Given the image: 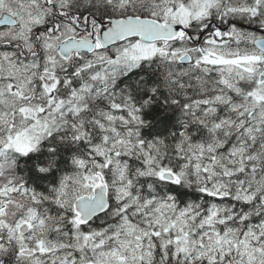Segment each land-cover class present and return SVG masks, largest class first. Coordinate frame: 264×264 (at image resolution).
<instances>
[{"label":"snow or ice","instance_id":"snow-or-ice-1","mask_svg":"<svg viewBox=\"0 0 264 264\" xmlns=\"http://www.w3.org/2000/svg\"><path fill=\"white\" fill-rule=\"evenodd\" d=\"M0 264H264V0H0Z\"/></svg>","mask_w":264,"mask_h":264}]
</instances>
